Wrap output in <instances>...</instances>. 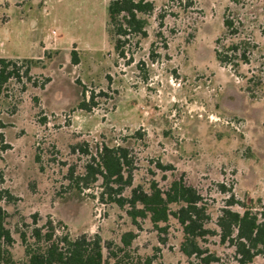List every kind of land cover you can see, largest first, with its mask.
Returning a JSON list of instances; mask_svg holds the SVG:
<instances>
[{
    "label": "rangeland",
    "instance_id": "374dc122",
    "mask_svg": "<svg viewBox=\"0 0 264 264\" xmlns=\"http://www.w3.org/2000/svg\"><path fill=\"white\" fill-rule=\"evenodd\" d=\"M146 1L155 7L143 17L148 36H129L122 56L108 0H0V57L22 75L0 93V205L13 264H28L20 232L31 234L36 213L39 227L49 219L57 233L112 243L107 264H202L181 252L174 218L134 225L126 209L102 203L101 182L77 185L103 145L129 150L134 187L165 191L183 179L196 188L212 228L231 192L264 204V0ZM218 242L204 246L220 256L212 264H240Z\"/></svg>",
    "mask_w": 264,
    "mask_h": 264
},
{
    "label": "trees",
    "instance_id": "16d2710c",
    "mask_svg": "<svg viewBox=\"0 0 264 264\" xmlns=\"http://www.w3.org/2000/svg\"><path fill=\"white\" fill-rule=\"evenodd\" d=\"M108 2L109 26L112 28L118 52L123 50L129 36H148L147 21L143 17L155 10L153 3L146 0ZM224 25L228 28L231 23L225 20ZM234 49L233 47L232 50ZM120 54L124 56L125 53L120 51ZM243 57L247 61L245 54ZM217 58L221 63L226 62L220 53ZM11 66L14 67L13 70H9ZM29 71L26 68V77L29 76ZM12 78L21 80V69L17 68L16 62L0 57V93ZM97 154V157L87 163L85 173L76 181L77 185L83 190L91 189L101 182L103 190L99 199L102 203L107 202L126 209L134 225L138 224L140 218H150L154 226L158 227L174 218L182 227L183 241L180 250L187 258L195 257L202 264L220 262L216 251L204 247L210 237H218L220 246L233 249L232 258L240 264H250L258 256H264L262 201L249 206L231 192L226 204L220 209L215 222L216 228H212L209 226L212 220L209 203L196 188L183 179H175L165 191L153 182L150 191H145L141 185L134 187L133 159L127 148L103 145ZM220 187L225 194L226 188L223 185ZM127 189H131L129 197L125 195ZM3 198L0 194V202ZM172 206H176L175 210ZM235 206L243 211L235 210ZM39 217L37 213L33 215L36 227L31 230V234L27 231L20 232L28 264H107L103 252L112 243H104L98 234L91 236L84 233L72 237L68 231L57 233L53 221L49 219L39 227ZM7 218L6 211L0 205V264L14 262L9 249L13 247L15 239L6 226ZM133 239L134 234L129 232L122 236L121 241L123 245L130 246Z\"/></svg>",
    "mask_w": 264,
    "mask_h": 264
},
{
    "label": "crops",
    "instance_id": "0c3cea01",
    "mask_svg": "<svg viewBox=\"0 0 264 264\" xmlns=\"http://www.w3.org/2000/svg\"><path fill=\"white\" fill-rule=\"evenodd\" d=\"M4 58V57H3Z\"/></svg>",
    "mask_w": 264,
    "mask_h": 264
}]
</instances>
